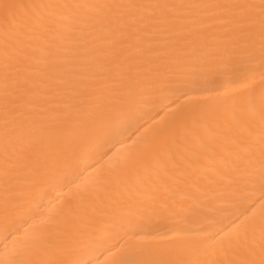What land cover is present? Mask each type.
Segmentation results:
<instances>
[{"label": "snow or ice", "instance_id": "snow-or-ice-1", "mask_svg": "<svg viewBox=\"0 0 264 264\" xmlns=\"http://www.w3.org/2000/svg\"><path fill=\"white\" fill-rule=\"evenodd\" d=\"M163 88L201 107L69 180L18 239L14 217L44 185ZM257 190L230 227L189 226ZM163 213L179 217L165 233L135 230ZM113 230L129 242L107 264H264V0H0V264H90Z\"/></svg>", "mask_w": 264, "mask_h": 264}, {"label": "bare ground", "instance_id": "bare-ground-1", "mask_svg": "<svg viewBox=\"0 0 264 264\" xmlns=\"http://www.w3.org/2000/svg\"><path fill=\"white\" fill-rule=\"evenodd\" d=\"M211 87L210 84L203 85ZM200 93L193 92L185 88L173 90L170 88L158 89L152 92L136 111L135 119L125 122L124 117H114V120L121 127L120 134L111 138H107L94 154L82 157L79 166L64 180L60 182H52L44 185V195L42 199L35 197L30 202V211L27 215H16L12 224L13 228L19 231L14 233L18 239H22L28 231L29 226L34 221H40L49 216L56 207L69 196V190L73 187L69 184V180L75 184L78 180H85L89 174L97 168L105 167L109 164V158H117L122 155L127 146L133 142L142 144L146 139L150 138V130L153 128H165L174 112L181 109L197 110L201 107ZM93 144L100 143L102 137L90 138ZM91 165V169L87 167ZM259 191L251 194L249 201H241L239 199L229 201L222 205L221 211L210 217H201L197 219H189V226H196L201 223L211 221L214 227L231 226V223L238 217L247 212H251V208H247V204L251 200H255V205H259ZM179 217L171 213H163L160 215H151L146 218H137L136 231L138 234H154L165 233L169 227L176 225ZM11 237L9 238V241ZM129 242L127 236L122 232L113 230L110 238L106 243L96 247L90 252L86 259L90 264H107L113 258L110 253L114 254L111 245H115L118 249L122 245ZM7 243L4 240V233L0 231V249Z\"/></svg>", "mask_w": 264, "mask_h": 264}]
</instances>
